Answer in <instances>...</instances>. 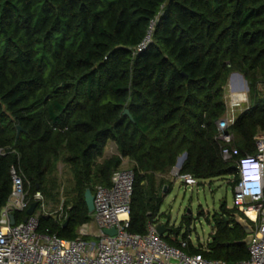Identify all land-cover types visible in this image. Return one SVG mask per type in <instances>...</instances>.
Wrapping results in <instances>:
<instances>
[{"label":"trees","instance_id":"16d2710c","mask_svg":"<svg viewBox=\"0 0 264 264\" xmlns=\"http://www.w3.org/2000/svg\"><path fill=\"white\" fill-rule=\"evenodd\" d=\"M152 21L151 42L133 54ZM235 72L247 82L248 103L229 128L238 154L224 161L216 121L225 115V88ZM259 132L264 0H0V210L13 164L29 181L30 198L40 192L58 201L59 160L73 183L63 219L40 214L38 233L79 237L78 229L92 221L85 190L109 186L127 157L134 172L127 231L144 235L149 221H161L160 188L171 189L156 174L186 153L180 173L198 184L231 177L233 191L239 182L234 161L255 152ZM107 140L118 154L96 163ZM219 208L211 217L198 213L212 224L208 250L189 244L185 251L230 263L246 259V235L234 220L243 214L224 200ZM25 211L14 213L16 223ZM168 220L170 233L162 237L179 246L171 235H180L182 222L189 227L191 216L177 227Z\"/></svg>","mask_w":264,"mask_h":264},{"label":"built area","instance_id":"2783aa9c","mask_svg":"<svg viewBox=\"0 0 264 264\" xmlns=\"http://www.w3.org/2000/svg\"><path fill=\"white\" fill-rule=\"evenodd\" d=\"M153 25L154 21L133 54L143 51L151 42ZM229 91L224 94L225 115L216 121L215 139L220 143V155L224 161H231L238 154L233 145L234 133L229 128L248 103V87L237 90L230 86ZM254 142V153L234 161L239 182L232 191L233 207L252 227L246 245V259L230 263L207 259L200 253L189 254L185 251L189 244L207 251L210 237L202 246L194 245L190 235L187 238L171 235L179 242V246H174L157 233L156 226L161 221H149L144 235L129 233L134 185L131 168H117L111 175L109 186L95 185L92 224H83L78 229L79 237L66 240L54 234L38 233L39 215L48 214L45 213V200L40 192L30 198V183L17 163L10 167L11 190L0 210V264H264V133H257ZM179 170L176 169L173 175L186 187L198 184L195 177ZM33 202L37 203L33 214L26 221L11 225L10 216L26 210ZM92 226L94 232L90 231ZM109 229H115V234L104 233Z\"/></svg>","mask_w":264,"mask_h":264},{"label":"rangeland","instance_id":"374dc122","mask_svg":"<svg viewBox=\"0 0 264 264\" xmlns=\"http://www.w3.org/2000/svg\"><path fill=\"white\" fill-rule=\"evenodd\" d=\"M234 75L240 74L236 72L232 73L229 78L228 86H232V89L235 87L237 90L242 87L245 88L247 82L243 76L240 75L242 76V85H240L239 81H237L238 79H236ZM228 86L225 89L226 94L230 92ZM178 168L179 165L175 164L167 172L155 175L157 183L160 180L171 183V189H168V186L164 185L159 191L163 196V203L160 208V214L162 216L161 222H166L169 218V226L177 227L180 225L182 217L186 213L189 214V216H191L190 226L187 227L185 223L182 222L179 237H182L183 233L187 231L194 245H206L212 231V224L205 220V215L211 217L213 214L219 213V206L222 200L226 202L228 208L233 207V193L230 185L231 177H217L201 180L197 185L186 187L173 175V172ZM54 175L57 177L59 183L58 201L54 202L53 200L44 199L45 213L60 217L63 201L68 196L73 195L71 191L73 183L70 173L65 169L60 171L56 170ZM188 210L190 213H188ZM199 211H202L205 215L198 214ZM90 224H92V221ZM90 231H95L93 226ZM169 233L170 231H166L164 235H168Z\"/></svg>","mask_w":264,"mask_h":264},{"label":"water","instance_id":"95a60500","mask_svg":"<svg viewBox=\"0 0 264 264\" xmlns=\"http://www.w3.org/2000/svg\"><path fill=\"white\" fill-rule=\"evenodd\" d=\"M246 88H247V86H246ZM123 114H125L131 118V115L127 109L124 110ZM21 131H22L21 127L17 126L16 127V140L18 139ZM15 144H16V142H15ZM185 158H186V153L182 154V157L179 158L177 165L180 166ZM84 200H85V203H86V206H87L89 213L92 214L93 209H94L93 194L89 188L85 190ZM36 206H37L36 202H33L30 204V206L25 211V217H24L23 221H26L27 218L33 214ZM188 213H190L189 210H188ZM234 220L243 229V231L246 235L245 238L241 241V243L247 245L249 242V239H250V233L252 232L251 225L246 221V219L244 217L240 216L238 213L234 214ZM10 223H11V225H13L15 223L13 215L10 216ZM167 230H168V228H167L165 223L159 222L156 226V231L160 236H163ZM115 232H116L115 229L104 230V233L108 234V235H114Z\"/></svg>","mask_w":264,"mask_h":264},{"label":"crops","instance_id":"0c3cea01","mask_svg":"<svg viewBox=\"0 0 264 264\" xmlns=\"http://www.w3.org/2000/svg\"><path fill=\"white\" fill-rule=\"evenodd\" d=\"M234 77L236 79H238L237 81H239L240 85H242V76L234 75ZM233 86H234V84H233ZM117 154H118V150H117V146H116L115 142L112 140H107L106 144L104 146V149H103V154L101 157L97 158L96 163H101L104 159H107V158L111 157L112 155H117ZM181 157H182V155L178 157L177 162H178L179 158H181ZM177 162H176V164H177ZM131 165H132V162L129 160V158H127V157L122 158V162H121L120 167L129 168V167H131ZM181 165L179 166V168L181 167ZM62 169H65L66 171H68L70 173L68 166L64 162L59 160L56 163V170L60 171ZM70 175H71V173H70Z\"/></svg>","mask_w":264,"mask_h":264}]
</instances>
